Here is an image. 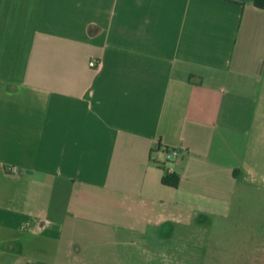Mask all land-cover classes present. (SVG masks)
Segmentation results:
<instances>
[{
    "label": "crops",
    "instance_id": "1",
    "mask_svg": "<svg viewBox=\"0 0 264 264\" xmlns=\"http://www.w3.org/2000/svg\"><path fill=\"white\" fill-rule=\"evenodd\" d=\"M255 1L0 0V264L204 263L264 192Z\"/></svg>",
    "mask_w": 264,
    "mask_h": 264
},
{
    "label": "rangeland",
    "instance_id": "2",
    "mask_svg": "<svg viewBox=\"0 0 264 264\" xmlns=\"http://www.w3.org/2000/svg\"><path fill=\"white\" fill-rule=\"evenodd\" d=\"M234 208L215 223L203 264H264V192L248 191Z\"/></svg>",
    "mask_w": 264,
    "mask_h": 264
},
{
    "label": "trees",
    "instance_id": "3",
    "mask_svg": "<svg viewBox=\"0 0 264 264\" xmlns=\"http://www.w3.org/2000/svg\"><path fill=\"white\" fill-rule=\"evenodd\" d=\"M255 4L258 7L264 8V0H256ZM169 151L170 149H166V153H168ZM164 181L165 183L171 184L174 186H177V182H178L177 178L173 174H168Z\"/></svg>",
    "mask_w": 264,
    "mask_h": 264
},
{
    "label": "built area",
    "instance_id": "4",
    "mask_svg": "<svg viewBox=\"0 0 264 264\" xmlns=\"http://www.w3.org/2000/svg\"><path fill=\"white\" fill-rule=\"evenodd\" d=\"M90 66L93 67V68H96V67L99 66V63H97L96 61H91ZM176 156H177V151L170 150L168 153H166L167 162H169L172 158H175ZM11 171L13 173H16V170L15 169H12Z\"/></svg>",
    "mask_w": 264,
    "mask_h": 264
}]
</instances>
